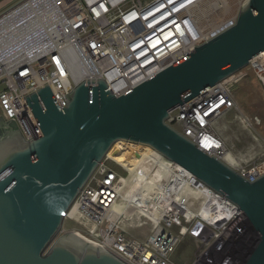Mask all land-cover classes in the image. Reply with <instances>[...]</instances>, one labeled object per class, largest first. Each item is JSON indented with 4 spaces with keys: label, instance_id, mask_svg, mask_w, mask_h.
I'll return each instance as SVG.
<instances>
[{
    "label": "built area",
    "instance_id": "1",
    "mask_svg": "<svg viewBox=\"0 0 264 264\" xmlns=\"http://www.w3.org/2000/svg\"><path fill=\"white\" fill-rule=\"evenodd\" d=\"M188 1H16L0 12V115L14 119L26 140L39 138L43 132L25 96L49 85L64 109L65 94L86 79H104L120 96L234 26L245 0H239L233 14L208 26L193 12L210 0ZM249 70L264 85V51L248 66L177 105L166 122L253 182L264 175V136L258 130L262 120L242 107L235 92ZM231 110L251 138L243 151L229 147L215 127ZM120 142L126 143L119 145L123 151L129 145L146 146ZM146 147L145 153L134 149L132 156L162 168L165 178L131 170L108 152L64 215V221L71 219L79 228H62V233L76 232L127 264H176L172 255L179 235L173 228L180 226L196 242L192 264H244L258 242L244 211ZM126 220L149 222L146 239H129L121 232Z\"/></svg>",
    "mask_w": 264,
    "mask_h": 264
},
{
    "label": "water",
    "instance_id": "2",
    "mask_svg": "<svg viewBox=\"0 0 264 264\" xmlns=\"http://www.w3.org/2000/svg\"><path fill=\"white\" fill-rule=\"evenodd\" d=\"M263 51L264 0H245L234 26L120 96L104 79L65 94L64 109L49 85L25 96L39 138L26 140L14 119L0 116V264H127L76 232L62 233L64 215L118 141L155 149L236 204L258 237L244 264H264V175L247 180L166 122L177 105Z\"/></svg>",
    "mask_w": 264,
    "mask_h": 264
},
{
    "label": "rangeland",
    "instance_id": "3",
    "mask_svg": "<svg viewBox=\"0 0 264 264\" xmlns=\"http://www.w3.org/2000/svg\"><path fill=\"white\" fill-rule=\"evenodd\" d=\"M4 0H0L2 2ZM8 1L6 4L10 7L18 0H5ZM228 6H219L216 14L212 17L213 20L210 22L203 20L208 25L219 22L225 19L227 16L234 13V11L239 6V0L232 1ZM203 8V7H202ZM235 92L237 98L239 99L242 107L250 114L260 116L262 124L259 127V132L264 136V85L260 81L259 77L253 72L248 71V76L244 82H240L235 86ZM235 111L231 110L224 116H222L217 122L218 125L228 126L229 136L231 141H234L237 150H245L246 146L251 143V138L248 133L239 125L238 121L235 120ZM111 166L118 169L115 165L111 163ZM124 173V172H123ZM121 232H124L129 239L144 240L149 235L151 231V226L149 222L147 224L131 223L129 221H124L121 224ZM63 228L65 230H71L74 228H79V226L71 219H66L63 223ZM180 226H175L173 232L179 235V241L172 255V259L176 264H192L195 258V251L197 249L195 240L190 237L187 233L181 232ZM61 234H59L60 236Z\"/></svg>",
    "mask_w": 264,
    "mask_h": 264
},
{
    "label": "bare ground",
    "instance_id": "4",
    "mask_svg": "<svg viewBox=\"0 0 264 264\" xmlns=\"http://www.w3.org/2000/svg\"><path fill=\"white\" fill-rule=\"evenodd\" d=\"M234 0H210L209 2L205 3L204 5H201L194 9V15L200 17L202 19V23L205 26H208L207 23H205L203 20H213L212 17L214 14H216V11L218 7L221 5L228 6ZM189 3H194L195 0H189ZM203 7V8H202ZM120 144H125L124 142L116 143L111 150L109 151V154L112 155L116 160L126 165L129 169L135 170L139 169L142 172H145L147 175H149L151 178L155 180H161L164 179L166 176V172L159 167L153 166L150 162L146 161L145 158L140 157H134L132 156V152L134 149L136 150H144L143 153L148 151V147L136 145L135 147H132L133 145H129L130 148L124 151L120 148Z\"/></svg>",
    "mask_w": 264,
    "mask_h": 264
},
{
    "label": "crops",
    "instance_id": "5",
    "mask_svg": "<svg viewBox=\"0 0 264 264\" xmlns=\"http://www.w3.org/2000/svg\"><path fill=\"white\" fill-rule=\"evenodd\" d=\"M8 3V1H2V2H0V12L2 11V10H4L6 7V4ZM8 7V6H7ZM247 78V77H246ZM245 78V79H246ZM244 79V80H245ZM244 80L242 81V82H244ZM1 116V115H0ZM260 117V116H259ZM5 122H7L6 120H4ZM215 127H216V130H217V132L222 136V138L226 141V144L229 146V147H233L234 148V150H236V151H241V150H237L236 149V145L234 144V141H231V139H230V136H229V129H228V126H227V128H226V126L223 124V125H218V122H216V125H215ZM247 147V146H246ZM244 150V149H243ZM242 150V151H243Z\"/></svg>",
    "mask_w": 264,
    "mask_h": 264
}]
</instances>
